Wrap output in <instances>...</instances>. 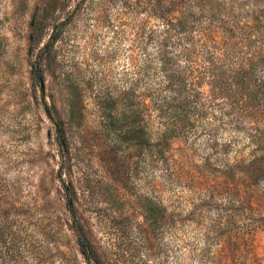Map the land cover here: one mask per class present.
Returning a JSON list of instances; mask_svg holds the SVG:
<instances>
[{
	"label": "rangeland",
	"instance_id": "obj_1",
	"mask_svg": "<svg viewBox=\"0 0 264 264\" xmlns=\"http://www.w3.org/2000/svg\"><path fill=\"white\" fill-rule=\"evenodd\" d=\"M169 1L0 0V264H264L245 135L209 106L156 144L147 67ZM126 91L150 107L149 146L108 127Z\"/></svg>",
	"mask_w": 264,
	"mask_h": 264
},
{
	"label": "trees",
	"instance_id": "obj_2",
	"mask_svg": "<svg viewBox=\"0 0 264 264\" xmlns=\"http://www.w3.org/2000/svg\"><path fill=\"white\" fill-rule=\"evenodd\" d=\"M169 4L174 6L173 15L168 20L158 15L162 27L154 32V52L149 66L144 65L157 82L150 96L161 125L156 144L215 106L217 121L243 133L251 145L246 166L236 163V171L257 185L264 181V0H170ZM37 76L42 84L41 74ZM131 94L126 91L122 97V119L112 113L115 100L104 103L108 127L114 131L125 127L134 142L149 146L143 121L150 107L142 100L144 95L140 93L136 97L140 101L134 103ZM67 208L71 211V202ZM143 208L153 225L165 212L153 202Z\"/></svg>",
	"mask_w": 264,
	"mask_h": 264
}]
</instances>
